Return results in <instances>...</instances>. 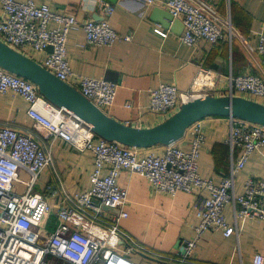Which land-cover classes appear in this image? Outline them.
<instances>
[{
  "label": "built area",
  "instance_id": "1",
  "mask_svg": "<svg viewBox=\"0 0 264 264\" xmlns=\"http://www.w3.org/2000/svg\"><path fill=\"white\" fill-rule=\"evenodd\" d=\"M139 1L150 5L155 0ZM0 5V40L19 52L25 47L35 52L46 51L39 64L66 83L72 75L66 49L71 30L81 27L89 46H110L131 39L130 34L117 33L106 20L87 19L80 23L74 14L56 12L45 2L0 0ZM165 5L182 23L179 38L185 45L199 40L215 44L232 32L229 19L208 11L205 5L188 0H166ZM104 10L109 15L113 9L108 4ZM155 31L165 36L160 29ZM256 50L264 64V35L259 36ZM214 82L215 74L200 66L186 92H179L170 83L150 89L149 110L157 114L174 112L178 103L208 95ZM229 87L231 95L249 94L264 101V79L260 76L230 77ZM75 89L101 110L113 104L117 93L115 83L88 76H79ZM0 94L20 96L27 103L28 117L47 136L68 142L78 151H90L93 158L89 187L64 194L54 212V228L46 234L42 223L52 213V207L41 192L34 190V185L51 162L50 152L32 135L0 125V264H137L129 255L139 251L140 245L119 226V220L127 216L121 210L127 189L117 182L122 170L142 175L153 191L170 197L179 191L205 193L193 203L197 219L194 238L182 242L176 257L165 258L160 264H190L187 258L206 231H220L224 237L237 236L240 220L264 222V180L248 177L242 192H234L235 175L251 153L264 146V125L230 117L226 140L231 152L229 173L215 183L198 171L205 143L199 120L185 131L189 136L187 148L171 142L163 145L161 153H140L143 148L97 136L88 124L47 100L35 83L1 67ZM235 148L239 154L233 158ZM21 170L28 173L27 180L20 177ZM17 185L23 187L22 192ZM103 205L118 208V215L109 214L102 209ZM227 205L232 207V222L224 214ZM253 263L263 264V256L256 253Z\"/></svg>",
  "mask_w": 264,
  "mask_h": 264
},
{
  "label": "crops",
  "instance_id": "2",
  "mask_svg": "<svg viewBox=\"0 0 264 264\" xmlns=\"http://www.w3.org/2000/svg\"><path fill=\"white\" fill-rule=\"evenodd\" d=\"M35 1L47 3L56 12L74 14L80 23L87 19L106 20L120 35H131L129 41H118L110 46H89L85 44L82 28L78 27L68 33L66 42L72 71L67 83L76 88L79 76L115 83V101L102 110L127 125L151 127L172 115L173 112L157 114L149 110V90L161 83H170L179 92H186L200 66L215 74L213 89L208 93L212 96L231 95L230 77L236 75L253 74L264 79L262 56L256 50L259 36L264 35V0H188L195 5H205L208 11L228 18L232 29L230 35L225 34L215 44L199 40L191 46L180 41L182 29L175 32L151 19L154 9L168 11L166 0H155L150 5L139 0H117L116 3L106 0ZM108 4L113 9L109 15L104 10ZM53 25L51 22L50 26ZM156 28L163 31L165 36L157 33ZM21 52L37 62L46 55V51L35 52L29 47ZM233 95L259 102L243 93L235 92ZM26 108L27 103L20 96L0 94V125H8L32 135L50 152L51 162L38 175L34 190L41 192L52 207L46 222L47 218L52 217L53 229L56 223L54 212L64 194H74L89 187L92 153L78 151L60 139H51L28 117ZM198 122L205 135L198 171L202 177L217 183L229 173L231 152L226 140L230 117L206 116ZM188 141L189 136L185 133L175 144L187 148ZM162 150L163 145L157 144L141 149L140 153H161ZM238 154L239 150L235 148L233 158ZM248 177L264 180V146L251 153L243 169L235 175L236 194L242 192L243 183ZM117 182L127 189V199L121 208L127 216L119 220V226L140 245L137 252L146 258V264H160L165 258L176 257L182 242L194 238L197 219L193 203L205 193L179 191L170 197L153 191L142 175L129 170H122ZM224 214L232 222L230 205L224 208ZM42 227L46 228L45 220ZM256 253L264 258V222L243 219L238 223L237 236L224 237L220 231L204 232L187 262L254 264L253 256ZM138 256L135 252L129 255L132 261Z\"/></svg>",
  "mask_w": 264,
  "mask_h": 264
},
{
  "label": "water",
  "instance_id": "3",
  "mask_svg": "<svg viewBox=\"0 0 264 264\" xmlns=\"http://www.w3.org/2000/svg\"><path fill=\"white\" fill-rule=\"evenodd\" d=\"M116 3L117 0H106ZM151 19L164 28L181 31V21L163 9H154ZM51 51L52 48L48 47ZM0 67L26 78L38 87L39 92L52 104L63 107L88 124L92 131L109 141L127 146L148 148L166 145L181 139L186 129L206 116L237 117L264 125V104L242 96H198L182 103L180 108L164 121L151 127H135L122 123L103 112L77 89L58 79L39 62L11 48L0 40ZM102 209L118 215L119 209L106 205Z\"/></svg>",
  "mask_w": 264,
  "mask_h": 264
},
{
  "label": "rangeland",
  "instance_id": "4",
  "mask_svg": "<svg viewBox=\"0 0 264 264\" xmlns=\"http://www.w3.org/2000/svg\"><path fill=\"white\" fill-rule=\"evenodd\" d=\"M244 95L245 96H248L250 98H254V99L258 100L261 103L264 102L263 99H261V98H256V97H253V96H251L249 94H244ZM176 108L177 109L174 112H176L180 108V103L177 104ZM19 174H20V177L22 179H25V180H27L28 177H29L27 174L23 173L22 171H20ZM16 187H17V189H18L19 192H22L23 191L22 190L23 187L21 185H17ZM44 220H45V227H46L44 231H46V234H48V232L50 233L52 231V221H53V219H52V217H50V219L47 218V222H46V218ZM135 253L136 254H139L138 258L135 259L136 263L137 264H146V262H147L146 261V258L140 252H135Z\"/></svg>",
  "mask_w": 264,
  "mask_h": 264
},
{
  "label": "trees",
  "instance_id": "5",
  "mask_svg": "<svg viewBox=\"0 0 264 264\" xmlns=\"http://www.w3.org/2000/svg\"><path fill=\"white\" fill-rule=\"evenodd\" d=\"M98 136V135H97Z\"/></svg>",
  "mask_w": 264,
  "mask_h": 264
}]
</instances>
